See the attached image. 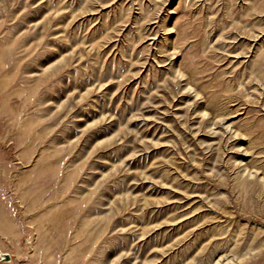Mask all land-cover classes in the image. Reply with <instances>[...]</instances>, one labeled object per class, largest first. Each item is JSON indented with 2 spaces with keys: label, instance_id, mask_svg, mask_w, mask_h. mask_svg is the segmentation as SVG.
Returning <instances> with one entry per match:
<instances>
[{
  "label": "rangeland",
  "instance_id": "obj_1",
  "mask_svg": "<svg viewBox=\"0 0 264 264\" xmlns=\"http://www.w3.org/2000/svg\"><path fill=\"white\" fill-rule=\"evenodd\" d=\"M0 264H264V0H0Z\"/></svg>",
  "mask_w": 264,
  "mask_h": 264
},
{
  "label": "water",
  "instance_id": "obj_2",
  "mask_svg": "<svg viewBox=\"0 0 264 264\" xmlns=\"http://www.w3.org/2000/svg\"><path fill=\"white\" fill-rule=\"evenodd\" d=\"M2 259L8 261V260L11 259V257H10V255L8 253H3L2 254Z\"/></svg>",
  "mask_w": 264,
  "mask_h": 264
}]
</instances>
